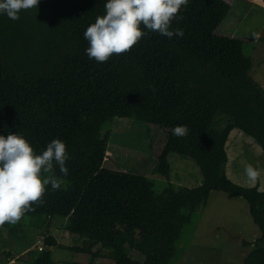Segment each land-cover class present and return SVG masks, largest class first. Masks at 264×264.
Wrapping results in <instances>:
<instances>
[{"label":"trees","instance_id":"16d2710c","mask_svg":"<svg viewBox=\"0 0 264 264\" xmlns=\"http://www.w3.org/2000/svg\"><path fill=\"white\" fill-rule=\"evenodd\" d=\"M106 3L39 0L19 20L0 14V135L23 136L35 154L59 138L70 154L67 176L55 167L61 189L46 185L45 203L17 224L0 226V237L2 228L16 237L23 218L60 217L79 244L62 246L51 235L44 244L91 258L71 264H94L96 258L173 264L183 227L206 206L210 192L220 190L246 200L260 232L242 264H264V190L241 186L225 173V145L234 128L251 136L264 154V88L249 74L243 41L215 33L229 6L223 0H189L178 13L183 19L171 25L183 37L169 39L141 26L146 35L129 52L96 62L86 54L83 33L106 15ZM115 117L166 128L158 169L166 173L167 155L176 153L198 165L200 183L168 181L157 193L146 176L104 167L106 125ZM177 125H187L189 134L174 136ZM131 250L143 260L131 258ZM38 251L27 264H57L50 249Z\"/></svg>","mask_w":264,"mask_h":264},{"label":"rangeland","instance_id":"374dc122","mask_svg":"<svg viewBox=\"0 0 264 264\" xmlns=\"http://www.w3.org/2000/svg\"><path fill=\"white\" fill-rule=\"evenodd\" d=\"M229 5L215 33L236 37L243 41V51L252 59L251 77L264 88V4L255 0H225ZM258 35L256 41L252 36ZM109 129L107 156L103 166L109 169L140 174L153 180L155 192H160L169 182L175 186L192 187L201 181L198 165L191 159L176 153L167 155L169 170H159L158 153L164 144L167 129L133 118L115 117L106 125ZM227 177L244 187L264 190V154L259 144L238 128L230 131L226 140ZM258 166L260 176L252 184L245 175V168ZM65 220L54 217L23 218L18 235L8 237L3 229L0 237V264L9 259L6 249L16 264H24L29 256L39 253L38 247L50 249L51 258L57 264L88 263L90 256L59 246L46 247L44 238L53 236L62 246L79 244L76 235L64 229ZM245 199L220 190L210 192L206 206L199 208L186 224L177 242V255L173 264H242L243 258L259 236ZM243 242H247L245 245ZM129 256L143 260V256L131 250ZM22 262V263H21ZM94 264H112L106 258H96Z\"/></svg>","mask_w":264,"mask_h":264},{"label":"clouds","instance_id":"9594fccd","mask_svg":"<svg viewBox=\"0 0 264 264\" xmlns=\"http://www.w3.org/2000/svg\"><path fill=\"white\" fill-rule=\"evenodd\" d=\"M189 0H107L106 15L98 16L95 23L83 33L89 47L86 54L96 62H107L113 54L129 52L146 35L147 29L171 39L183 37L182 29L171 28L172 22L183 19L178 15ZM39 0H0V14L15 21L22 10L37 8ZM178 138L189 134L187 125L172 128ZM70 154L59 138L52 139L41 154H35L30 143L20 135H0V226L17 224L25 212L45 203L46 185L60 190L63 180L55 174L59 167L63 176L69 174L66 161ZM46 174V175H44ZM247 179L255 184L260 176L258 166L245 168Z\"/></svg>","mask_w":264,"mask_h":264},{"label":"crops","instance_id":"0c3cea01","mask_svg":"<svg viewBox=\"0 0 264 264\" xmlns=\"http://www.w3.org/2000/svg\"><path fill=\"white\" fill-rule=\"evenodd\" d=\"M226 4H227V2L225 1V0H223ZM255 2H257V3H262V4H264V0H255ZM228 5V4H227ZM229 6V5H228ZM258 38V35H256L255 36V39H253L254 41H256V39ZM251 59V58H250ZM251 68H252V59H251V67H250V70H251ZM250 70H249V74H250ZM251 76V75H250ZM252 78V77H251ZM253 79V78H252ZM254 80V79H253ZM255 82H257V84L260 86V87H262V85H260V83H258V81H256V80H254ZM263 88V87H262ZM68 232V231H67ZM69 233V232H68ZM72 234V233H71ZM72 235H74V234H72ZM78 239V238H77ZM9 256V255H8ZM11 256V255H10ZM9 256V257H10ZM8 257V258H9ZM22 263V262H21ZM23 263L24 264H27V262L26 261H23ZM18 264V263H17Z\"/></svg>","mask_w":264,"mask_h":264},{"label":"built area","instance_id":"2783aa9c","mask_svg":"<svg viewBox=\"0 0 264 264\" xmlns=\"http://www.w3.org/2000/svg\"><path fill=\"white\" fill-rule=\"evenodd\" d=\"M38 249L41 250L42 247L39 246ZM3 262L5 264H16L15 258H11V257H9V259H7V260L3 258Z\"/></svg>","mask_w":264,"mask_h":264},{"label":"water","instance_id":"95a60500","mask_svg":"<svg viewBox=\"0 0 264 264\" xmlns=\"http://www.w3.org/2000/svg\"><path fill=\"white\" fill-rule=\"evenodd\" d=\"M107 156V155H106Z\"/></svg>","mask_w":264,"mask_h":264}]
</instances>
